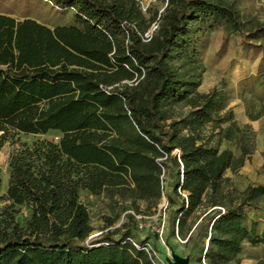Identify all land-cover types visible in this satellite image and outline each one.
<instances>
[{
    "label": "trees",
    "instance_id": "trees-1",
    "mask_svg": "<svg viewBox=\"0 0 264 264\" xmlns=\"http://www.w3.org/2000/svg\"><path fill=\"white\" fill-rule=\"evenodd\" d=\"M1 1L44 5L70 22L49 27L0 12V149L12 148L0 264H153L125 234L88 239L79 196L103 195L142 213L135 203L156 206L168 164L176 171L166 196L175 207L170 233L187 242L203 231L198 264L236 263L242 243L264 244V227L246 228L243 212L264 199V186L247 185L225 206L224 172L242 158L208 141L216 135L245 152L228 107L232 90L221 80L197 91L214 30L236 33L243 54H259L256 75L264 74V10L254 0H156L160 7L145 11L137 0ZM225 45L226 37L220 52ZM20 135L39 138L27 144Z\"/></svg>",
    "mask_w": 264,
    "mask_h": 264
},
{
    "label": "rangeland",
    "instance_id": "rangeland-1",
    "mask_svg": "<svg viewBox=\"0 0 264 264\" xmlns=\"http://www.w3.org/2000/svg\"><path fill=\"white\" fill-rule=\"evenodd\" d=\"M142 11L149 6L160 7L156 0H137ZM254 7L264 10V0H254ZM160 9V8H159ZM10 10L11 16L21 19L22 16L31 18L38 23L47 25L68 24L69 14H58L44 5H27L10 3L0 0V12ZM262 18V17H261ZM226 37V45L222 52L220 47ZM236 33L225 35L221 30L210 33L208 46L204 51L202 63L204 72L201 76L199 93H207L212 88H218L221 80L232 90L228 107L232 112L235 123L241 128L243 136V153L235 141L227 142L216 135L209 137V145L219 151H229L234 159L242 158L240 166L234 163L223 175L221 188V200L225 206H234L247 185L264 186V74L256 75V67L259 54L250 52L243 54L238 46ZM250 77L248 80L246 78ZM245 80V81H244ZM187 108H177L176 115H181ZM260 114L255 120L249 116ZM210 128L206 127L207 135ZM39 137L19 136L20 142L31 143ZM11 146L6 143L0 149V196H4L6 181L8 178L7 157ZM175 152H172L174 154ZM175 168L167 165L163 176V196L160 197L155 207L148 206L137 201L142 213L135 214L126 205L116 199H108L103 195H89L81 193L79 199L86 207L89 216V225L92 228L88 239L116 232L113 239L125 234L134 246H144L145 250L153 256V264H167L168 248L180 257H187L189 264H198L203 240V231L198 227L192 233L190 239L181 240L170 233V224L174 216V206H169L166 196L171 194V188L176 180ZM245 215L244 225L249 227L251 222L256 224V233L264 227V199H261L255 208H243ZM130 215L131 218L126 217ZM107 220L113 221L108 225ZM264 260V244L250 246L246 242L241 245V252L236 263L232 264H257Z\"/></svg>",
    "mask_w": 264,
    "mask_h": 264
},
{
    "label": "water",
    "instance_id": "water-1",
    "mask_svg": "<svg viewBox=\"0 0 264 264\" xmlns=\"http://www.w3.org/2000/svg\"><path fill=\"white\" fill-rule=\"evenodd\" d=\"M168 257L170 261H168L167 264H189V259L187 257L178 256L170 248H168Z\"/></svg>",
    "mask_w": 264,
    "mask_h": 264
},
{
    "label": "built area",
    "instance_id": "built-area-1",
    "mask_svg": "<svg viewBox=\"0 0 264 264\" xmlns=\"http://www.w3.org/2000/svg\"><path fill=\"white\" fill-rule=\"evenodd\" d=\"M163 176H164V172L162 171L161 175L159 176V187L162 196H163Z\"/></svg>",
    "mask_w": 264,
    "mask_h": 264
}]
</instances>
